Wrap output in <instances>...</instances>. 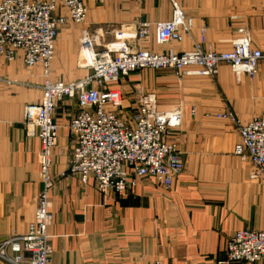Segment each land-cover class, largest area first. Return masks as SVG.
Segmentation results:
<instances>
[{"label": "crops", "instance_id": "0c3cea01", "mask_svg": "<svg viewBox=\"0 0 264 264\" xmlns=\"http://www.w3.org/2000/svg\"><path fill=\"white\" fill-rule=\"evenodd\" d=\"M85 3L89 11L85 25L69 23L60 29L51 69L53 81L73 83L89 74L78 64L84 29L93 34L150 23V36L140 47L152 54L190 52L203 37L205 49L226 53L244 31L252 47L264 52V0ZM175 6L192 28L182 43L160 46L155 25L171 21ZM99 37L113 41V35ZM135 46L132 42L131 47ZM0 77L2 242L26 232L43 190L40 143L29 137L24 119L26 106L41 101L44 78L41 68L29 70L21 57L11 64L1 61ZM116 87L123 93L124 118L137 108L143 94L156 97L160 112L181 113L180 127L167 139L182 152L184 172L170 189L144 178L122 197L103 195L93 180L83 185L77 176L61 178L75 146L68 123L79 108L75 101L60 103L54 114L61 129L51 171L55 188L49 196L54 215L49 229L50 264H224L227 243L236 232H264V177H257L250 162L234 155L240 142L238 128L216 115L232 112L247 123L264 114V61L253 80L222 65L215 78L145 70Z\"/></svg>", "mask_w": 264, "mask_h": 264}, {"label": "built area", "instance_id": "2783aa9c", "mask_svg": "<svg viewBox=\"0 0 264 264\" xmlns=\"http://www.w3.org/2000/svg\"><path fill=\"white\" fill-rule=\"evenodd\" d=\"M88 12L85 0H0V62L11 64L21 57L29 70L41 68L44 78L41 101L26 106L24 119L29 137L40 143L38 165L43 190L26 232L0 242L3 264H50L49 229L54 215L50 212L49 196L55 188L51 171L61 129L54 114L60 103L75 101L79 108L68 123L75 146L68 170L61 178L77 176L83 185L93 180L100 193L116 197L135 189L144 178H152L170 189L185 166L182 152L167 139L172 130L180 127L181 113L160 112L156 97L143 94L137 108L124 118L121 114L124 97L116 85L145 70H169L178 77L187 73L215 78L222 65L237 76L253 80L264 61V52L252 47V40L244 31L239 32L240 38L226 53L205 49L203 37L202 43L190 52L170 50L152 54L140 47L149 38L152 25L139 22L134 29L93 34L82 30L78 64L89 74L73 83L53 81L51 69L61 27L69 23L85 25ZM191 28L192 24L175 6L171 21L155 25L156 42L160 46L182 43ZM99 35H113V41L104 42ZM6 83L11 85L9 81ZM216 118L238 128L240 142L234 155L250 162L257 177H264V114L247 123L232 112L218 114ZM223 263H264V232H236L227 243Z\"/></svg>", "mask_w": 264, "mask_h": 264}, {"label": "rangeland", "instance_id": "374dc122", "mask_svg": "<svg viewBox=\"0 0 264 264\" xmlns=\"http://www.w3.org/2000/svg\"><path fill=\"white\" fill-rule=\"evenodd\" d=\"M109 30V29H108ZM112 29H110V31H111ZM107 30H105V32H106Z\"/></svg>", "mask_w": 264, "mask_h": 264}]
</instances>
